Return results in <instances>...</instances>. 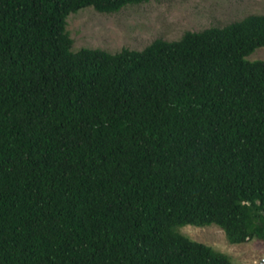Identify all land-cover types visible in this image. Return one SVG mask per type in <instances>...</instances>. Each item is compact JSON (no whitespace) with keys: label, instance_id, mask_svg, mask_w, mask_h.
Here are the masks:
<instances>
[{"label":"trees","instance_id":"1","mask_svg":"<svg viewBox=\"0 0 264 264\" xmlns=\"http://www.w3.org/2000/svg\"><path fill=\"white\" fill-rule=\"evenodd\" d=\"M149 0H0V264H235L264 241V12L71 50L66 16Z\"/></svg>","mask_w":264,"mask_h":264},{"label":"rangeland","instance_id":"2","mask_svg":"<svg viewBox=\"0 0 264 264\" xmlns=\"http://www.w3.org/2000/svg\"><path fill=\"white\" fill-rule=\"evenodd\" d=\"M264 12V0H149L103 13L84 7L66 16L65 29L71 50L101 48L109 52L122 47L141 49L155 38L175 40L188 31L223 26L248 14ZM264 59V46L245 56ZM177 230L192 240L226 254L235 264H264V241L250 239L229 243L214 224L183 225Z\"/></svg>","mask_w":264,"mask_h":264}]
</instances>
